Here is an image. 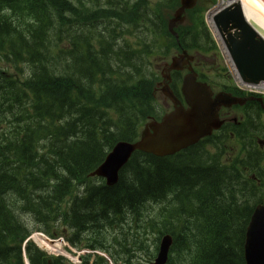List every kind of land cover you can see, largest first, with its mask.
<instances>
[{"label": "trees", "instance_id": "16d2710c", "mask_svg": "<svg viewBox=\"0 0 264 264\" xmlns=\"http://www.w3.org/2000/svg\"><path fill=\"white\" fill-rule=\"evenodd\" d=\"M215 3L187 12L177 44L168 22L179 0H0V264H24L31 230L114 264L151 262L164 234L168 264H244L245 230L264 204V153L244 138L251 113L236 140L136 152L112 187L90 177L158 116V62L180 49L219 62L204 21ZM24 251L29 264H68L32 243Z\"/></svg>", "mask_w": 264, "mask_h": 264}, {"label": "water", "instance_id": "95a60500", "mask_svg": "<svg viewBox=\"0 0 264 264\" xmlns=\"http://www.w3.org/2000/svg\"><path fill=\"white\" fill-rule=\"evenodd\" d=\"M197 0H180V7L169 22V32L185 20V12L196 5ZM231 2L233 0H227ZM214 28L229 53L236 72L243 83L259 84L264 82V39L245 20L241 5L231 2L222 7L212 17ZM192 57L183 52L165 64L164 84L161 92L174 106V111L165 115L161 122H150L144 127L136 143L120 142L106 156L102 165L91 175L105 179L107 186H113L118 173L136 151L158 157L173 155L196 144L220 127L218 110L221 106L241 104L229 95L212 93L206 84L196 81L189 63ZM188 65L189 74L182 81L181 92L188 105L184 109L169 88L170 71H181ZM172 245L170 236H164L159 244L154 264H166ZM245 264H264V208L259 206L247 228L244 244Z\"/></svg>", "mask_w": 264, "mask_h": 264}, {"label": "rangeland", "instance_id": "374dc122", "mask_svg": "<svg viewBox=\"0 0 264 264\" xmlns=\"http://www.w3.org/2000/svg\"><path fill=\"white\" fill-rule=\"evenodd\" d=\"M222 1L223 0H217V2H219L218 3V7H220V5H221V3H222ZM226 1V0H225ZM208 16V15H207ZM207 21H208V18H207ZM208 24H209V21H208ZM209 26H210V24H209ZM211 28V27H210ZM213 31V32H212ZM212 31H211V33H212V35H214L215 37H216V44H217V48H218V53H219V55H220V58H221V63H222V65L223 66H227L228 65V67H229V69H230V71H231V73H232V75H233V77L236 79V77H235V75H234V73H233V71H232V69L230 68V64H229V62H228V59H227V54H226V52H225V50L223 49V47H222V45H221V41H220V39H219V37H218V35H217V33H216V31H215V29H213L212 28ZM214 33V34H213ZM158 64L161 66L162 65V62L160 61V62H158ZM232 81H233V83L236 85V87H238L239 89H241L242 91H244V92H248V93H254V94H257V95H260V96H263L264 97V90H262V91H260V90H254V89H246V87L244 88V86H240V82H238L237 81V79H236V81L238 82V83H236L235 81H234V79L232 78ZM157 99H158V104L159 105H161L162 106V98H161V96L160 97H157ZM163 104H164V102H163ZM165 105V104H164ZM167 109V108H166ZM261 127H263L264 128V115H262L261 117H260V124H259ZM264 130H261V134L258 136V138H257V142L259 143V145H260V147H261V149H263L264 150ZM36 236L41 240V241H43V242H46L47 243V245H45V246H43L44 248H46V249H42V250H44V251H46L47 253H48V251H49V253L51 254V255H61V256H64V257H69L68 255V252L65 250L66 248H68L69 247V245L66 243V241H64L63 243H56V244H54V243H51L50 245L48 244V242L47 241H45L44 239H43V237L42 236H40V235H34L33 236V240L36 242ZM37 243V242H36ZM54 245H55V247H54ZM38 246H41L40 244H38ZM57 246V247H56ZM71 251H73V252H75L72 248L70 249ZM61 253V254H60ZM69 259H70V261H71V263H73V264H76L77 263V261H76V256H74V255H72V258L71 257H69ZM145 261V260H144ZM143 264H146V262H143Z\"/></svg>", "mask_w": 264, "mask_h": 264}, {"label": "bare ground", "instance_id": "6f19581e", "mask_svg": "<svg viewBox=\"0 0 264 264\" xmlns=\"http://www.w3.org/2000/svg\"><path fill=\"white\" fill-rule=\"evenodd\" d=\"M231 2L238 3L239 5H241V9L243 11V15L245 17V20L259 33V35L262 38H264V0H233ZM231 2H227V1L223 0L220 7L225 6L226 4L231 3ZM212 13L213 12L209 13L207 18H208L211 29L212 28L214 29L212 22H211ZM221 45H222L223 49L225 50L222 42H221ZM225 52H226V50H225ZM226 54H227V52H226ZM227 59H228V62L230 64L229 65L230 68L232 69L237 81L239 82V79L237 77V73L234 70V67L230 61L228 54H227ZM246 88L262 91V90H264V83H260L257 86L247 85ZM36 242H37V244H40L41 246L47 245L46 242L41 241L37 236H36Z\"/></svg>", "mask_w": 264, "mask_h": 264}, {"label": "flooded vegetation", "instance_id": "af4514ba", "mask_svg": "<svg viewBox=\"0 0 264 264\" xmlns=\"http://www.w3.org/2000/svg\"><path fill=\"white\" fill-rule=\"evenodd\" d=\"M193 65H194V64H193ZM196 66H198V64H196ZM196 66H195V67H196ZM228 114H229V111H225V113L222 114V118L226 119L227 116H228Z\"/></svg>", "mask_w": 264, "mask_h": 264}]
</instances>
